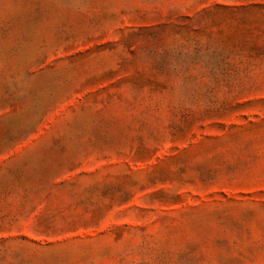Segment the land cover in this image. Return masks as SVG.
I'll return each instance as SVG.
<instances>
[{"label":"rangeland","instance_id":"374dc122","mask_svg":"<svg viewBox=\"0 0 264 264\" xmlns=\"http://www.w3.org/2000/svg\"><path fill=\"white\" fill-rule=\"evenodd\" d=\"M0 264H264V0H0Z\"/></svg>","mask_w":264,"mask_h":264}]
</instances>
